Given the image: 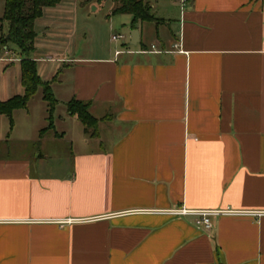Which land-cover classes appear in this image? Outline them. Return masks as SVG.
Returning a JSON list of instances; mask_svg holds the SVG:
<instances>
[{
    "label": "crops",
    "instance_id": "1",
    "mask_svg": "<svg viewBox=\"0 0 264 264\" xmlns=\"http://www.w3.org/2000/svg\"><path fill=\"white\" fill-rule=\"evenodd\" d=\"M84 1L34 22L28 58L56 99L51 119H33L30 100L0 114V139L70 144L52 162L0 151V264H264V0H181L176 19L152 22L150 45L147 22L127 14L134 47L77 54ZM17 70L0 75V101L23 93ZM72 99L89 104L93 130ZM182 208L231 212L204 229L170 213Z\"/></svg>",
    "mask_w": 264,
    "mask_h": 264
},
{
    "label": "rangeland",
    "instance_id": "2",
    "mask_svg": "<svg viewBox=\"0 0 264 264\" xmlns=\"http://www.w3.org/2000/svg\"><path fill=\"white\" fill-rule=\"evenodd\" d=\"M68 1V0H66ZM71 1V0H69ZM75 1V0H72ZM150 5H152L153 10L158 17H169L172 19H176V16L179 12V7L181 4V0H145ZM85 8L83 10H79L74 18V23L76 27V45L74 48H70L69 52H76L77 54H81L86 47H95L97 45L99 48H114L118 46V44L124 40L125 43L129 46V36L130 30L129 28L122 27V22L125 17H128L127 14H110V8L113 5V0H106L101 4H97L96 2L90 4L89 0H85L84 3ZM3 5L4 0H0V17L3 13ZM167 9V11H164ZM174 20H171L169 23H174ZM146 31V44L150 45V38H154V24L152 22H147L144 24ZM99 27L101 32L98 36L97 40H95L96 35L94 37V33L92 35V30H96V27ZM160 26V25H159ZM163 26L160 27L162 30ZM90 30V31H89ZM86 34L85 41L82 43L83 34ZM121 34L123 35V39L119 41H114L112 39V35ZM80 36V37H79ZM82 38V39H81ZM8 47L12 50L8 55L2 56L3 58H11L10 62L4 61V59H0V75L3 71H7L12 73L13 71H18L19 62L16 60L18 58V49L14 44L9 43ZM121 47V46H119ZM130 47H134L130 45ZM4 50L0 51V54H3ZM14 58V59H13ZM7 69V70H6ZM20 71V70H19ZM42 87H39L36 93L29 101V111L33 119L44 126L46 124V116H47V103L42 98ZM65 110V105L63 103H59L56 108L55 114L61 113ZM26 113L23 111V114ZM44 122V123H43ZM69 140L68 139H0V151L2 152H23L27 155H37L39 153H46L49 156V160L52 162L55 159L62 158L65 153L69 150Z\"/></svg>",
    "mask_w": 264,
    "mask_h": 264
},
{
    "label": "trees",
    "instance_id": "3",
    "mask_svg": "<svg viewBox=\"0 0 264 264\" xmlns=\"http://www.w3.org/2000/svg\"><path fill=\"white\" fill-rule=\"evenodd\" d=\"M61 0H4L3 13L0 17V51L8 48L12 43L19 51L21 59L20 80L23 86V93L15 95L5 101H0V114L11 116L13 110L25 108L28 101L33 97L39 87H42L43 100L47 103L48 119H51V112L56 99L54 98L49 82L42 81L37 74L35 61L28 58L34 48L36 32L34 22L42 15L43 8L52 7ZM103 3L106 0H95ZM114 7L110 14L131 15V26L135 27L138 22H161L152 10V6L144 0H113ZM6 22V30L3 24ZM68 112L74 114L83 124L84 130L94 129L98 120L89 112V104L72 99L67 103ZM10 124L12 120L10 119ZM51 124L49 123V126Z\"/></svg>",
    "mask_w": 264,
    "mask_h": 264
},
{
    "label": "built area",
    "instance_id": "4",
    "mask_svg": "<svg viewBox=\"0 0 264 264\" xmlns=\"http://www.w3.org/2000/svg\"><path fill=\"white\" fill-rule=\"evenodd\" d=\"M183 2V1H182ZM113 40L123 39V35L116 34L112 36ZM221 212H231L228 210L218 211V210H189V209H174L171 210L170 213L173 215H186L192 214L195 216V223L197 225H201L204 229H210L212 226L210 217L215 214H219Z\"/></svg>",
    "mask_w": 264,
    "mask_h": 264
},
{
    "label": "water",
    "instance_id": "5",
    "mask_svg": "<svg viewBox=\"0 0 264 264\" xmlns=\"http://www.w3.org/2000/svg\"><path fill=\"white\" fill-rule=\"evenodd\" d=\"M130 36H131V42L130 43L132 45H136L137 42H138V32H137V30L136 29L132 30Z\"/></svg>",
    "mask_w": 264,
    "mask_h": 264
}]
</instances>
